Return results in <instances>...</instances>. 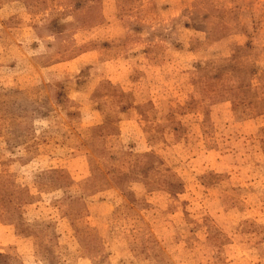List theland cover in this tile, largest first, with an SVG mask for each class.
I'll list each match as a JSON object with an SVG mask.
<instances>
[{
	"label": "rangeland",
	"instance_id": "rangeland-1",
	"mask_svg": "<svg viewBox=\"0 0 264 264\" xmlns=\"http://www.w3.org/2000/svg\"><path fill=\"white\" fill-rule=\"evenodd\" d=\"M0 264H264V0H0Z\"/></svg>",
	"mask_w": 264,
	"mask_h": 264
}]
</instances>
